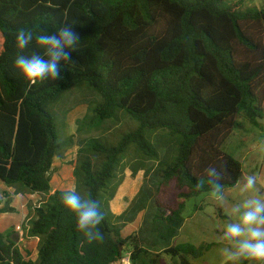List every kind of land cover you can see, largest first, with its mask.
I'll use <instances>...</instances> for the list:
<instances>
[{"label":"trees","instance_id":"trees-1","mask_svg":"<svg viewBox=\"0 0 264 264\" xmlns=\"http://www.w3.org/2000/svg\"><path fill=\"white\" fill-rule=\"evenodd\" d=\"M222 1L0 0V183L48 195L53 159L61 156L48 109L83 84L82 90L96 95L88 106L96 129L105 130L101 123L108 121L133 126L114 145L107 138L79 143L75 189L96 201L103 195L107 204L124 178L117 170L129 159L122 173L144 174L129 210L113 217L127 222L129 212L145 209L149 181L173 182L174 205L153 200L164 252L178 264L200 257L211 245H169L183 225L182 200L208 193L207 185L202 191L195 185L209 166L222 168L224 189L237 185L241 163L222 145L241 121L264 129L257 122L264 119V7L244 10L242 1L221 7ZM63 23L80 36L72 62L60 69L63 79L29 86L13 67L17 30L35 35ZM63 193L34 207L24 228L27 237L38 239L36 261L0 233V264H113L123 250L131 252L133 264L157 263L158 255L151 257L134 235L122 238L105 215L99 225L103 242L88 244L61 203Z\"/></svg>","mask_w":264,"mask_h":264},{"label":"rangeland","instance_id":"rangeland-1","mask_svg":"<svg viewBox=\"0 0 264 264\" xmlns=\"http://www.w3.org/2000/svg\"><path fill=\"white\" fill-rule=\"evenodd\" d=\"M239 1H242L244 10L264 7V0H223L221 7ZM84 87L85 85L82 84L66 92L54 106L48 109L53 117L57 133V143L59 145L58 154L61 156L69 148L78 151L79 143L90 138H100L102 142L107 138L109 143L114 145L122 135V132H127V127L133 126L129 122H127V125L118 124L112 126L107 124L110 122L108 121L101 123V125L107 127L105 130L103 127L96 129L92 125L96 121L88 113V106L93 101H96V95L92 92L82 90ZM83 121H86L84 125L82 124ZM240 123L241 125L236 127L223 143L222 150L241 163L243 175L240 182L242 183L244 177L248 175H255L258 180V188L261 193H264V151L259 149V143L264 140V129L255 127L246 121H241ZM155 134L152 133L148 137H151L150 141L154 144L155 140L152 137ZM69 139L72 140L70 146H68ZM128 160L125 159L123 161L116 173V175H124L122 183L117 188V191H119L115 193L117 195H114V197L116 196L115 199L119 207L126 206L130 201L133 203L137 196L136 194H138V189L143 184V171L136 174V176L139 175L137 177H131L129 169H125L122 173L121 167L128 165ZM154 165L153 162L146 163L147 167H154ZM72 166L74 165L72 164ZM147 186L152 190V195L149 196L146 194L148 192H145L143 198L146 200L145 209L133 214L132 212L128 213L129 215L126 218L129 217L132 220L115 222L113 217H117V214L112 211L110 203L114 200V197L106 204L101 194L102 196L99 198L101 210L110 221V225L114 226V230H120L121 232L122 228H126L131 224L132 233L130 235H134L137 239L141 240V246L152 255L151 257L158 255L156 264H178L177 259L171 258L164 252L167 245L160 239L161 235L158 224L161 219L158 218L160 214L156 211L153 202V200H158L161 203L174 205L176 203L174 183L170 182L165 185H160L158 183L153 184L149 181ZM224 194L225 200L222 205L214 201L208 193L182 200L184 203V209L182 211L183 225L178 235L169 245L176 247L187 244L195 248L211 245L208 250L204 249L202 251L200 257L195 259L189 258L190 264H228L225 257L226 253L222 251L225 245L220 241L221 235L225 224L230 222L229 213L231 208L235 204L242 202L246 195L251 194H241L237 185L224 189ZM129 207L125 212L129 210ZM119 222H124L125 224ZM23 232H25V229H23ZM19 244L22 248V255L25 259L29 260V251L33 252L35 250L34 245H30L27 240Z\"/></svg>","mask_w":264,"mask_h":264},{"label":"clouds","instance_id":"clouds-1","mask_svg":"<svg viewBox=\"0 0 264 264\" xmlns=\"http://www.w3.org/2000/svg\"><path fill=\"white\" fill-rule=\"evenodd\" d=\"M80 36L75 26L61 24L55 31L41 30L34 35L30 29L21 28L15 34L14 46L19 54L13 67L29 86L46 81L62 80V65L72 62V52L78 47ZM34 49L24 54L25 50ZM264 151V140L259 143ZM224 176L222 168L209 166L204 169L203 177L195 185L197 191L208 186L209 196L218 204L225 200ZM241 194L246 195L242 202L235 204L229 213L230 222L225 224L221 235L222 249L228 264H264V193L258 188L255 175L237 181ZM61 203L69 214L75 216L76 230L88 244L103 242L104 235L99 225L104 219L99 201L82 197L73 187L61 196ZM235 217V219H233Z\"/></svg>","mask_w":264,"mask_h":264},{"label":"crops","instance_id":"crops-1","mask_svg":"<svg viewBox=\"0 0 264 264\" xmlns=\"http://www.w3.org/2000/svg\"><path fill=\"white\" fill-rule=\"evenodd\" d=\"M76 154V149L69 148L62 154V156L55 157L53 159L49 173L50 190L48 195L41 196L39 194L29 193L26 191L17 192L14 188L6 187L4 184L0 183V211L6 206L12 209L11 211L0 212V233L11 236V239L16 243L21 254L22 248L19 243H23L25 240H27L30 245H34L35 250L33 252L29 251V260L32 262L36 261L37 259L38 239L27 237L26 230L23 232V229L27 226V221L31 219V211L34 207L40 206L50 195H53L57 191L65 192L73 187L75 188L73 171L75 167ZM72 164L74 166H72ZM139 190L140 188L138 189L137 193ZM118 191L116 193H118ZM115 198L116 196L114 197V200L110 202L111 208L112 211L117 214V216H119L125 212L131 201L128 202L126 206L119 207ZM131 230V224L126 228H122L120 232L121 236H123L122 238L130 236L132 233ZM139 243L141 246V240H139ZM141 247L143 248V246Z\"/></svg>","mask_w":264,"mask_h":264},{"label":"built area","instance_id":"built-area-1","mask_svg":"<svg viewBox=\"0 0 264 264\" xmlns=\"http://www.w3.org/2000/svg\"><path fill=\"white\" fill-rule=\"evenodd\" d=\"M113 264H133L131 252L123 250L120 258Z\"/></svg>","mask_w":264,"mask_h":264},{"label":"water","instance_id":"water-1","mask_svg":"<svg viewBox=\"0 0 264 264\" xmlns=\"http://www.w3.org/2000/svg\"><path fill=\"white\" fill-rule=\"evenodd\" d=\"M257 122L264 127V119H258Z\"/></svg>","mask_w":264,"mask_h":264}]
</instances>
